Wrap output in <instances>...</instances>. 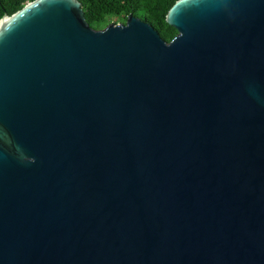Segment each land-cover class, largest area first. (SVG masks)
<instances>
[{"label":"water","instance_id":"obj_1","mask_svg":"<svg viewBox=\"0 0 264 264\" xmlns=\"http://www.w3.org/2000/svg\"><path fill=\"white\" fill-rule=\"evenodd\" d=\"M165 20L1 16L0 264H264V0Z\"/></svg>","mask_w":264,"mask_h":264},{"label":"trees","instance_id":"obj_2","mask_svg":"<svg viewBox=\"0 0 264 264\" xmlns=\"http://www.w3.org/2000/svg\"><path fill=\"white\" fill-rule=\"evenodd\" d=\"M28 0H0V18L4 13L11 14ZM88 24L95 28L112 19L124 22L128 14L149 23L159 35L169 40L176 34L165 16L176 0H79Z\"/></svg>","mask_w":264,"mask_h":264},{"label":"rangeland","instance_id":"obj_3","mask_svg":"<svg viewBox=\"0 0 264 264\" xmlns=\"http://www.w3.org/2000/svg\"><path fill=\"white\" fill-rule=\"evenodd\" d=\"M111 21H113V22H117V19H116V20H115V19H112ZM104 25H106V23H105ZM104 25H103V26H104Z\"/></svg>","mask_w":264,"mask_h":264}]
</instances>
